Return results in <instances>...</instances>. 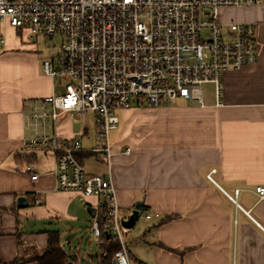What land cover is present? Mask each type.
Masks as SVG:
<instances>
[{
	"label": "crops",
	"instance_id": "obj_1",
	"mask_svg": "<svg viewBox=\"0 0 264 264\" xmlns=\"http://www.w3.org/2000/svg\"><path fill=\"white\" fill-rule=\"evenodd\" d=\"M230 10L221 22H254L257 61L223 74L218 103L211 86L201 105L178 99L123 111L128 119L112 151L126 145L130 153L110 160L116 200L129 214L143 201L155 220L133 241L124 233L130 264H264V198L255 193L264 187V0L251 12ZM41 62L33 41L0 24V264H36L28 260L45 249L50 231L59 233L70 263L90 264L91 253L77 254L90 243L83 237L95 199L55 190L50 150L24 145L48 131L65 140L87 136L84 128L73 134L69 114L54 124L29 117L42 98L60 92ZM76 158L83 168L86 159L105 168L93 154ZM211 170L213 182L206 178ZM19 198L25 206L18 207Z\"/></svg>",
	"mask_w": 264,
	"mask_h": 264
},
{
	"label": "built area",
	"instance_id": "obj_2",
	"mask_svg": "<svg viewBox=\"0 0 264 264\" xmlns=\"http://www.w3.org/2000/svg\"><path fill=\"white\" fill-rule=\"evenodd\" d=\"M262 0H0V24L20 36L61 37L56 55L42 63L43 74L66 80L64 92L40 100L29 117L38 124H54L61 115L83 119L91 114L96 148L82 149L77 138L37 135L27 147L49 149L54 158L55 190L94 198L89 235L97 248V264H130L111 181V158L128 155L126 145L112 151L109 134L118 130V111L163 107L177 99L202 104L200 87L210 84L216 103L227 71L256 63L255 24L223 23L220 12L245 8ZM93 154L106 176L85 172L76 158ZM25 171L32 173L31 167ZM211 170L206 178L213 182ZM31 175V180H36ZM264 198V187L255 188ZM38 204L37 197H32ZM152 214L144 208L138 217ZM157 217L156 215H154ZM114 250L108 259L104 246Z\"/></svg>",
	"mask_w": 264,
	"mask_h": 264
},
{
	"label": "rangeland",
	"instance_id": "obj_3",
	"mask_svg": "<svg viewBox=\"0 0 264 264\" xmlns=\"http://www.w3.org/2000/svg\"><path fill=\"white\" fill-rule=\"evenodd\" d=\"M232 13L233 12L230 9H225V10H222L220 12L221 15L226 14V15H228V17H230V15ZM32 41L37 45V48L40 52V56L42 57V62H41V66H42V63L44 61L50 60L53 58V56L56 55L57 48L61 42V37L58 35H56L53 38L37 36V37L33 38ZM54 82L56 84L57 90L60 92H64L66 80H63L62 78H56V79H54ZM211 86L212 85H210V84H204L200 87L201 92H202V97L204 98V102H206L212 95L211 94L212 93V87ZM116 116L118 117V120H119V127H118V130L111 132L109 134V141L111 144H114V142H116L115 139L119 138L120 132L122 131V128L124 127V124H125L126 120L128 119V117L125 116V113H123L121 111L116 112ZM60 121L61 120H58L56 124H58ZM70 123H71V130L73 131L74 135H80L83 128L86 129V131H87V136L79 139L80 143L82 145V148L88 149L90 146L94 145L95 143L98 146L101 145V142L98 141V139L95 137L94 119H93V116L91 114L86 115L81 120L71 115L70 116ZM41 132H42V129H41ZM47 134L49 135L50 131H48ZM84 169L87 173H91V174H102L105 172V168L102 165L95 163L91 159H86L84 161ZM120 215L122 218H127L129 215V212L128 211H121ZM154 223H155V220L153 218L150 220H145L144 217L139 216L134 227H132L129 230L124 229L123 232L126 234L127 240L129 241V240H131V238H133L132 236L135 234V232L139 228H147ZM87 237H89V241H90V243L88 244L89 246L84 244V246H82V248L80 250H78L76 248V241L77 240H75L74 244H72V246H71L72 250L74 247L78 250L77 255L80 259H83V256L85 255L84 250L86 253H91L93 255V257L90 261V264H97V260L95 257L97 248L95 246V242L90 237V235L88 236L87 234H86V236L83 237V240H85ZM133 240L134 239H132L131 241H133ZM85 242H86V240H85Z\"/></svg>",
	"mask_w": 264,
	"mask_h": 264
},
{
	"label": "trees",
	"instance_id": "obj_4",
	"mask_svg": "<svg viewBox=\"0 0 264 264\" xmlns=\"http://www.w3.org/2000/svg\"><path fill=\"white\" fill-rule=\"evenodd\" d=\"M169 219H162L158 225H162L164 222L168 221ZM104 250H107L108 259L110 258L114 246L108 245L103 247ZM28 261H34L36 264H68L66 253L60 246L59 240V233L56 231H50L47 233V244L43 251L39 254L33 256V258L29 259ZM72 264V262H71Z\"/></svg>",
	"mask_w": 264,
	"mask_h": 264
},
{
	"label": "water",
	"instance_id": "obj_5",
	"mask_svg": "<svg viewBox=\"0 0 264 264\" xmlns=\"http://www.w3.org/2000/svg\"><path fill=\"white\" fill-rule=\"evenodd\" d=\"M25 199L24 198H19L18 199V207H22V206H25ZM144 208V202L143 201H140V202H137L134 204V206L132 207L131 211H130V214L128 215V217L125 219V220H122L121 221V226L123 229L125 230H129L131 229L132 227H134L137 219H138V212L140 210H142ZM88 212L93 215L94 213V210L93 209H90L88 208ZM68 264H71V263H68Z\"/></svg>",
	"mask_w": 264,
	"mask_h": 264
}]
</instances>
